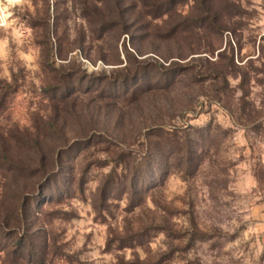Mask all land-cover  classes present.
Instances as JSON below:
<instances>
[{"label": "rangeland", "instance_id": "rangeland-1", "mask_svg": "<svg viewBox=\"0 0 264 264\" xmlns=\"http://www.w3.org/2000/svg\"><path fill=\"white\" fill-rule=\"evenodd\" d=\"M164 1L0 0V264H264V0Z\"/></svg>", "mask_w": 264, "mask_h": 264}, {"label": "trees", "instance_id": "trees-1", "mask_svg": "<svg viewBox=\"0 0 264 264\" xmlns=\"http://www.w3.org/2000/svg\"><path fill=\"white\" fill-rule=\"evenodd\" d=\"M175 5V3H174V0H166V1H164V3H160V4H158V5H156V8L160 11L161 10V12H163V13H167V12H169V11H171L172 10V8H173V6ZM138 72V74H134L133 76H132V79L134 78V77H138L139 78V80H140V75H139V70L137 71ZM143 71H141V73H142ZM127 81V79H125V78H122V83L123 82H126ZM0 88H1V86H0ZM154 131V132H153ZM155 131H156V133H155ZM152 133H154V134H162V133H166V132H164L161 128H155L154 130H152ZM184 143H186L185 141H184ZM161 144L159 143V142H155L153 145H152V148H151V150L153 151L152 153L153 154H151V155H154V152H155V155L157 156L160 152H161ZM154 155V156H155ZM187 159H189V156L187 155ZM186 159V160H187ZM138 172H139V174H140V171H138V170H136L135 172H133V173H130L131 174V177H130V182H129V184H130V187L132 188V189H135V187H136V184L138 183V181H137V174H138Z\"/></svg>", "mask_w": 264, "mask_h": 264}, {"label": "clouds", "instance_id": "clouds-1", "mask_svg": "<svg viewBox=\"0 0 264 264\" xmlns=\"http://www.w3.org/2000/svg\"><path fill=\"white\" fill-rule=\"evenodd\" d=\"M20 2L21 0H8L9 4H17ZM4 12H5V9L3 7H0V23H3V20L5 19Z\"/></svg>", "mask_w": 264, "mask_h": 264}]
</instances>
